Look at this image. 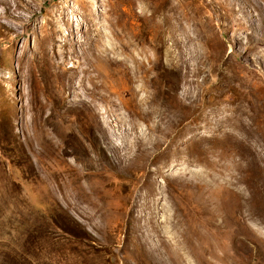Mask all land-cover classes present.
Returning <instances> with one entry per match:
<instances>
[{"label": "rangeland", "instance_id": "rangeland-1", "mask_svg": "<svg viewBox=\"0 0 264 264\" xmlns=\"http://www.w3.org/2000/svg\"><path fill=\"white\" fill-rule=\"evenodd\" d=\"M153 4L0 0V264H264V0Z\"/></svg>", "mask_w": 264, "mask_h": 264}, {"label": "bare ground", "instance_id": "bare-ground-1", "mask_svg": "<svg viewBox=\"0 0 264 264\" xmlns=\"http://www.w3.org/2000/svg\"><path fill=\"white\" fill-rule=\"evenodd\" d=\"M169 4H170V0H156V4L152 5V10L153 13L155 12H161L163 13V15H165V18L167 19V21L165 22L164 25H158L156 24L153 16L152 19L153 21H151L152 19L149 18H138L137 20L140 22L139 26H137L138 31L136 33H132L131 37L132 39L135 40H141L143 38H145L146 36H148V34H151L152 38L154 40H162L163 37V31L165 29V26L170 24V16L166 14L167 11H170L171 8H173V6H170L169 8ZM138 17V16H137ZM134 18V17H133ZM127 20V19H126ZM133 24V23H132ZM125 25V24H124ZM172 26V25H171ZM132 30L134 29L131 26ZM124 31V30H123ZM134 31V30H133ZM165 32V31H164ZM124 34H126V32L124 31ZM129 34V33H128ZM129 40V39H128ZM154 43V42H153ZM95 44V43H94ZM129 44V42H128ZM100 46V45H99ZM129 46V45H127ZM161 47V46H160ZM92 52L93 56H96L97 54L101 53L97 47L95 45L92 46V48L90 49ZM142 54V53H141ZM143 63V61H142ZM143 65V64H142ZM154 66V64H153ZM151 67V66H150ZM155 67H159V65L154 66ZM152 68V67H151ZM153 70V69H152ZM149 71V68H145L142 67L141 68V72H144V75ZM143 75V76H144ZM150 79V78H149ZM157 80V79H156ZM153 81V79H152ZM158 82V81H157ZM94 86L98 87V85L94 82ZM94 92V91H93ZM158 93H160L159 91H157ZM162 96V95H161ZM168 104L169 103H173L170 100L169 101H165ZM75 142V141H74ZM66 143V142H65ZM55 148V147H54ZM59 150L62 151L61 153L64 154H68L71 152V149H67L65 146H61L59 147ZM253 160V159H252ZM255 162V161H254ZM254 164V163H253ZM252 161L248 162L245 166V171H246V176H247V180H248V186H249V194L251 195V201H252V205L250 202V206H264V177H262L261 175H259L257 173L258 170L255 169V167L253 166ZM256 165V164H255ZM93 167V166H92ZM97 173V172H96ZM246 177H244L245 180ZM229 195V194H228ZM230 198V197H229ZM247 204V203H246Z\"/></svg>", "mask_w": 264, "mask_h": 264}]
</instances>
